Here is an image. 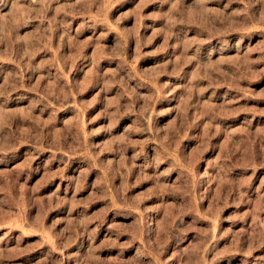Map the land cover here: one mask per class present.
<instances>
[{
    "label": "rangeland",
    "instance_id": "rangeland-1",
    "mask_svg": "<svg viewBox=\"0 0 264 264\" xmlns=\"http://www.w3.org/2000/svg\"><path fill=\"white\" fill-rule=\"evenodd\" d=\"M0 264H264V0H0Z\"/></svg>",
    "mask_w": 264,
    "mask_h": 264
}]
</instances>
